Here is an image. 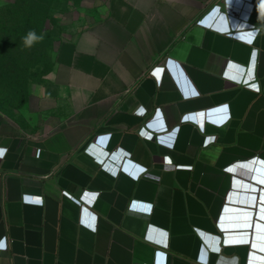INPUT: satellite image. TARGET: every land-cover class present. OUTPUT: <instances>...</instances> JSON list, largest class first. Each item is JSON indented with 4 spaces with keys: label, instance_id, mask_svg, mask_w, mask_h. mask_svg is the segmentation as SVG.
Returning a JSON list of instances; mask_svg holds the SVG:
<instances>
[{
    "label": "crops",
    "instance_id": "obj_1",
    "mask_svg": "<svg viewBox=\"0 0 264 264\" xmlns=\"http://www.w3.org/2000/svg\"><path fill=\"white\" fill-rule=\"evenodd\" d=\"M106 10L0 108V264H264V0Z\"/></svg>",
    "mask_w": 264,
    "mask_h": 264
},
{
    "label": "rangeland",
    "instance_id": "obj_2",
    "mask_svg": "<svg viewBox=\"0 0 264 264\" xmlns=\"http://www.w3.org/2000/svg\"><path fill=\"white\" fill-rule=\"evenodd\" d=\"M108 0H0V106L20 117L30 90L46 83L60 46L101 20ZM34 30L44 39L25 47Z\"/></svg>",
    "mask_w": 264,
    "mask_h": 264
},
{
    "label": "built area",
    "instance_id": "obj_3",
    "mask_svg": "<svg viewBox=\"0 0 264 264\" xmlns=\"http://www.w3.org/2000/svg\"><path fill=\"white\" fill-rule=\"evenodd\" d=\"M244 71H245L244 74L241 77L238 78L239 82L241 84H244L246 87H250V88H252L254 90H259L260 89L259 82H257V81L256 82H248V78H247L248 76L246 75L247 74V68H245ZM225 75L231 77L228 73H225ZM146 110L147 109L145 107L140 106V107H138L137 112L139 114H141V115H145L146 114ZM139 134L142 137L146 138V139H154L155 138V133L153 131H150V130L146 129V127H144V126L139 129ZM215 138H216L215 135L207 136L205 143L208 144L211 141H214ZM0 152H2V156H4L5 153H6V149L5 148H1ZM256 158H258V157H255L254 159H256ZM159 160H160L159 161L160 163H171V159L169 157L161 156ZM227 169H229V170L231 169L232 170L233 167L229 166V167H227ZM245 187L256 189L257 193L254 196V198H255L254 203L252 202V198L250 199L249 196H247V195L246 196L243 195V198L241 199V202L249 203V204L253 203L254 205H258L259 203L262 202V198L259 197V191L261 190L260 186H258V187L245 186ZM235 197H236V194L234 193V197L233 198L235 199ZM82 222L87 223L84 220V214H83ZM147 237L148 238H153L150 234H147ZM212 248H213V250H220L221 249L219 247H212ZM7 250H8V246L0 247V256H1V254L4 251H7ZM238 261H239L238 257H235V256L232 257V258H228V259L224 257V258H221L217 264H228L229 262H234V263L238 264L239 263Z\"/></svg>",
    "mask_w": 264,
    "mask_h": 264
},
{
    "label": "clouds",
    "instance_id": "obj_4",
    "mask_svg": "<svg viewBox=\"0 0 264 264\" xmlns=\"http://www.w3.org/2000/svg\"><path fill=\"white\" fill-rule=\"evenodd\" d=\"M43 39L44 37L42 35H37V33L32 30L23 38V43L25 47H32L36 42L42 41Z\"/></svg>",
    "mask_w": 264,
    "mask_h": 264
},
{
    "label": "water",
    "instance_id": "obj_5",
    "mask_svg": "<svg viewBox=\"0 0 264 264\" xmlns=\"http://www.w3.org/2000/svg\"><path fill=\"white\" fill-rule=\"evenodd\" d=\"M254 161L255 162H258L259 161V159L258 158H256V159H254ZM253 167H255V166H253ZM243 168L245 169H243V171H246V170H249V168H247V167H245L244 165H243ZM240 169V167L238 168V170ZM242 171V172H243ZM235 186H250V187H252L250 184H247V183H245V182H243V181H241V180H235Z\"/></svg>",
    "mask_w": 264,
    "mask_h": 264
},
{
    "label": "trees",
    "instance_id": "obj_6",
    "mask_svg": "<svg viewBox=\"0 0 264 264\" xmlns=\"http://www.w3.org/2000/svg\"><path fill=\"white\" fill-rule=\"evenodd\" d=\"M51 70H52V69H51ZM51 70H48V72H50ZM0 108H1L2 110H6V111H7V109H6L5 107L0 106Z\"/></svg>",
    "mask_w": 264,
    "mask_h": 264
},
{
    "label": "snow or ice",
    "instance_id": "obj_7",
    "mask_svg": "<svg viewBox=\"0 0 264 264\" xmlns=\"http://www.w3.org/2000/svg\"><path fill=\"white\" fill-rule=\"evenodd\" d=\"M0 155H2V152H0ZM3 245H0V247H2Z\"/></svg>",
    "mask_w": 264,
    "mask_h": 264
}]
</instances>
